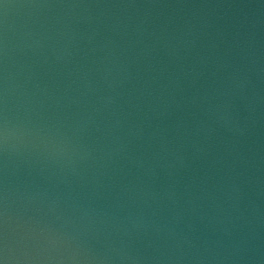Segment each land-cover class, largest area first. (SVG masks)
<instances>
[{
  "label": "water",
  "instance_id": "1",
  "mask_svg": "<svg viewBox=\"0 0 264 264\" xmlns=\"http://www.w3.org/2000/svg\"><path fill=\"white\" fill-rule=\"evenodd\" d=\"M3 264H264V0H0Z\"/></svg>",
  "mask_w": 264,
  "mask_h": 264
},
{
  "label": "snow or ice",
  "instance_id": "2",
  "mask_svg": "<svg viewBox=\"0 0 264 264\" xmlns=\"http://www.w3.org/2000/svg\"><path fill=\"white\" fill-rule=\"evenodd\" d=\"M0 264H3V261L2 260H0Z\"/></svg>",
  "mask_w": 264,
  "mask_h": 264
}]
</instances>
